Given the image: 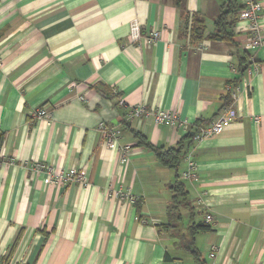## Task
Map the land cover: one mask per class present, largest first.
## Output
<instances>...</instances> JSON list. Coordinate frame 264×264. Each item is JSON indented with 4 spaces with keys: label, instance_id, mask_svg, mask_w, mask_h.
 I'll return each instance as SVG.
<instances>
[{
    "label": "crops",
    "instance_id": "1",
    "mask_svg": "<svg viewBox=\"0 0 264 264\" xmlns=\"http://www.w3.org/2000/svg\"><path fill=\"white\" fill-rule=\"evenodd\" d=\"M228 1L0 0V264H196L194 251L205 264H264V43L250 49L240 19L236 48L207 38ZM232 100L239 119L194 142L197 126ZM140 105L178 113L189 127L130 120ZM42 107L51 118L35 120ZM106 129L119 149L108 148ZM134 133L166 150L192 139L173 170ZM123 147L132 149L124 163ZM188 159L193 180L183 178ZM61 171L88 183L52 184ZM177 181L186 197L175 216ZM200 225L210 230L192 241Z\"/></svg>",
    "mask_w": 264,
    "mask_h": 264
},
{
    "label": "built area",
    "instance_id": "2",
    "mask_svg": "<svg viewBox=\"0 0 264 264\" xmlns=\"http://www.w3.org/2000/svg\"><path fill=\"white\" fill-rule=\"evenodd\" d=\"M245 8L240 12L239 19L241 21H247L249 25V33L251 36V41L249 44L250 49H257L261 47L264 43L263 36L261 34L260 29V22H261V12H262V4L259 0H245L244 1ZM141 27L137 21H134L130 25V39L132 42H137L141 39ZM160 38L159 32H153L148 37V42L150 44L157 42ZM230 91V89H229ZM232 99L233 95L231 96ZM80 101H85L83 97H79ZM152 116L154 122L157 125H168L171 127H180L181 129L187 130L189 125L187 122H182L179 120L178 113H174L172 111H165V110H148L145 106H137L132 108L129 119L136 120L141 119L142 117ZM51 113L46 109V107H42L38 109L34 113L35 120H42V119H50ZM239 119L238 110L234 106V102L230 106L224 107L219 116L212 121L208 126L197 127L195 133L193 134V141L200 142L204 139L210 138L213 135L219 133L224 127H227L233 122H236ZM255 123L260 122V117L256 116L253 118ZM104 128V127H103ZM105 129V128H104ZM106 144L109 149H119L117 146V133L115 129H106L104 133ZM122 152V162H126L129 154L131 153V147H123L120 149ZM188 166L185 173H183V178L186 180H193L197 177V164L192 160L188 159ZM45 166L41 164L35 165V170L40 171L43 170ZM49 181L52 184H64L66 182H74L80 185H84L88 183L87 177L85 173L80 171H70L64 172L61 171L57 175H51L48 177ZM117 197H122L127 200H132L133 198L130 196L129 193L121 194V193H114ZM205 200H200L198 205H204ZM205 223L210 225L213 223V217L211 215H206ZM214 256V253L211 254V257ZM18 264H28L26 262H19Z\"/></svg>",
    "mask_w": 264,
    "mask_h": 264
},
{
    "label": "trees",
    "instance_id": "3",
    "mask_svg": "<svg viewBox=\"0 0 264 264\" xmlns=\"http://www.w3.org/2000/svg\"><path fill=\"white\" fill-rule=\"evenodd\" d=\"M177 4L180 5V0H177ZM245 8L244 3L240 5L237 0H229L226 4H224L221 7V10L218 14V18L215 21V35L208 36L207 38H217L226 41L227 43L233 45L235 48L238 46L237 43L234 41V34L232 32V27L236 23L237 19H239L240 12ZM193 30V29H192ZM193 36L197 35L200 36L199 30L197 28L194 29L192 32ZM202 38L200 37L199 40ZM246 69L244 70L243 68L240 69V76H243L245 73ZM230 92V91H229ZM230 97V95H229ZM199 127V126H197ZM134 137L138 140V144L140 146L145 147L148 150H151L154 152L155 157L157 161L170 169L173 170H178L179 165L183 158L187 154V145L191 144L190 140L193 138L187 137L184 139V141H189V143H186V146L181 144L177 148L173 149H162V148H155L153 147L147 140L140 134V133H134ZM170 190L175 194L174 197V204L173 207H171L172 215H175L176 211L178 210V199L180 197H186L184 185L180 182L177 181L174 185L170 186ZM177 202V204H176ZM176 204V206H175ZM170 211V212H171ZM177 214V213H176ZM176 216V215H175ZM179 217L177 216V221H179ZM209 227L207 225H200L198 227H193L190 231V238L194 239L195 235L198 232L201 231H209ZM13 252L10 251L8 255V260L11 259ZM194 259L196 264H205V262L201 259V257L198 255L196 251L193 253Z\"/></svg>",
    "mask_w": 264,
    "mask_h": 264
}]
</instances>
